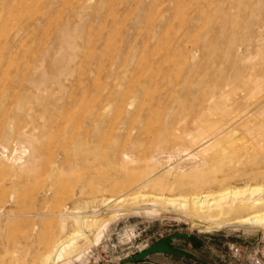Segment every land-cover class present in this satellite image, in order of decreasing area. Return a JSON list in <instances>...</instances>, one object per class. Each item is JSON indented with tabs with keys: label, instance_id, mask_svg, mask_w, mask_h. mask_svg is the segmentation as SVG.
<instances>
[{
	"label": "rangeland",
	"instance_id": "1",
	"mask_svg": "<svg viewBox=\"0 0 264 264\" xmlns=\"http://www.w3.org/2000/svg\"><path fill=\"white\" fill-rule=\"evenodd\" d=\"M0 264H264V0H0Z\"/></svg>",
	"mask_w": 264,
	"mask_h": 264
},
{
	"label": "water",
	"instance_id": "2",
	"mask_svg": "<svg viewBox=\"0 0 264 264\" xmlns=\"http://www.w3.org/2000/svg\"><path fill=\"white\" fill-rule=\"evenodd\" d=\"M176 239L184 240L186 243L191 242L195 248H200L203 243L194 235L187 233H176L164 237L161 241L149 246L147 249L134 254L133 257L126 260L124 263H134L136 261H143L147 259L150 255L161 254L162 252L172 253L182 255L186 258H194L195 255L185 249L175 246Z\"/></svg>",
	"mask_w": 264,
	"mask_h": 264
},
{
	"label": "bare ground",
	"instance_id": "3",
	"mask_svg": "<svg viewBox=\"0 0 264 264\" xmlns=\"http://www.w3.org/2000/svg\"><path fill=\"white\" fill-rule=\"evenodd\" d=\"M194 145V144H193ZM199 151V150H198ZM189 155V154H188ZM192 155V154H191ZM190 155V156H191ZM256 189H258V188H254V190H256ZM253 190V191H254ZM208 196L209 195H207V197H206V195H205V197L206 198H208ZM204 197V196H203ZM204 197V198H205ZM203 198V199H204ZM225 198V197H224ZM248 199V197L247 198H243V199H241V200H239L238 202H235V201H232L231 203L230 202H224L225 204H224V206H222L221 205V211L223 210V211H227L228 212V210H230V211H232L233 209H235V208H246V207H252V206H254V203L255 202H251V201H249V200H247ZM113 200V199H112ZM227 200V199H226ZM116 201V200H115ZM202 201H204V200H202V199H199L198 200V202L197 203H200L201 205H202ZM111 202V201H110ZM194 202V201H193ZM206 202V201H205ZM257 203V202H256ZM197 205V204H196ZM199 206V205H198ZM220 207V206H219ZM85 214V213H84ZM85 220V219H84ZM226 223V222H225ZM242 223V222H241ZM226 225V224H225ZM63 241V240H62ZM57 242L58 244H56L55 246H54V248L50 251V254H49V258L53 261V262H57V261H60V260H62L63 259V257H64V255H63V251L67 248V247H70L71 246V244L72 243H67L66 241L65 242ZM47 263V262H46Z\"/></svg>",
	"mask_w": 264,
	"mask_h": 264
},
{
	"label": "flooded vegetation",
	"instance_id": "4",
	"mask_svg": "<svg viewBox=\"0 0 264 264\" xmlns=\"http://www.w3.org/2000/svg\"><path fill=\"white\" fill-rule=\"evenodd\" d=\"M195 258V257H194Z\"/></svg>",
	"mask_w": 264,
	"mask_h": 264
}]
</instances>
